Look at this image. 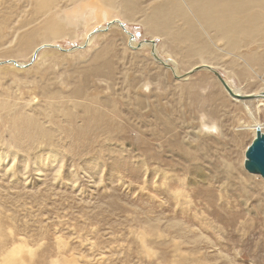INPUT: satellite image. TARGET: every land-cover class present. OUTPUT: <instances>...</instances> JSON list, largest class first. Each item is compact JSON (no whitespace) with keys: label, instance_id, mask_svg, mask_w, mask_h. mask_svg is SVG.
Returning a JSON list of instances; mask_svg holds the SVG:
<instances>
[{"label":"rangeland","instance_id":"1","mask_svg":"<svg viewBox=\"0 0 264 264\" xmlns=\"http://www.w3.org/2000/svg\"><path fill=\"white\" fill-rule=\"evenodd\" d=\"M35 1L0 0V262L264 264V174L246 161L264 102L236 101L211 70L191 72L203 62L199 44L150 32L163 0L117 2L111 16L132 39L59 0L63 35L34 58L48 18ZM202 39L205 60L232 86L264 88L261 40L234 51L214 31ZM103 60L111 79L92 77ZM22 117L45 133L27 135Z\"/></svg>","mask_w":264,"mask_h":264},{"label":"bare ground","instance_id":"2","mask_svg":"<svg viewBox=\"0 0 264 264\" xmlns=\"http://www.w3.org/2000/svg\"><path fill=\"white\" fill-rule=\"evenodd\" d=\"M71 1L75 4V10L78 13V16L81 17V20L88 14H91L95 19H98L100 17L104 19H108L110 22H114L113 25L116 24L120 26L119 21L123 22L118 17L111 16V12L113 10H116V7L118 6L117 2L119 0H71ZM58 3L59 0L35 1V9L37 14L43 17L44 16L48 17L46 19V23L44 27L41 29V34H40L43 41L46 43L45 45H42L39 48L43 49L45 46L48 47L53 46L52 42H54L56 38L63 35V26L53 16V12L55 9H57ZM178 18L184 21L183 23L184 27L175 26L176 19ZM65 20L68 24H72L74 26L81 24L77 16L70 15L69 13L66 14ZM150 22L152 23V28L150 29L151 33H154V31L157 30L161 32H167L171 34L170 41L172 43L175 42V43L184 44L186 42H191V43L194 42L196 44H199L200 48L198 50L201 51V53L199 54L201 55L203 61L200 65H206L213 68L214 65L208 63L204 58V55L210 53L208 51H204L208 47V44L205 42L204 39H202L203 34L208 35V30L214 31V36L222 41H225L226 45L230 50H234V51L239 50L242 46L250 45L252 43H255V41L257 40H261L262 42L261 44H259V46H261L262 44L264 45V0H171L169 2H167V0H163L162 2L159 3V5L155 7L154 13L150 17ZM125 32H127L131 36V39L134 38L135 35L132 32H130L129 30L128 31L125 30ZM91 34L92 31L88 30L83 35L84 40L90 39ZM31 39L32 38L30 37L29 40ZM136 44L137 42L135 40L134 42H132L131 45L133 47ZM143 45L150 47L152 57L155 59V61L157 62L160 61L159 63L167 65L163 61H161V58L159 57L160 53L158 54L159 48L156 46V44H154L153 40H149L148 42H145ZM39 48L36 49L35 53L37 51L39 52ZM106 53H108V51ZM101 56L102 55L99 56V59L101 58ZM251 60H253V62L255 63L258 62L260 59L251 58ZM19 65L23 66L22 64ZM110 66L111 64L109 65L106 60H103L101 64L98 62V64L95 66L93 73H91L92 77L99 78L100 76H102L110 79L113 78L114 66L113 64L112 67ZM197 66L199 65L194 66V68H192L191 71H193ZM169 69L173 71L175 76L179 75V70L177 66L175 65L169 66ZM89 78L90 77L87 76L85 80L87 81ZM131 82H134L132 84L133 86H136L138 84V81L134 79ZM227 82L229 83L228 80ZM229 85L233 90V92L236 93V95H241L244 97L254 96L255 99L259 101V103L264 102V88L254 92L247 93L241 89L235 88L230 83ZM84 87L85 86L82 85L81 87L77 88L73 93H76L77 95H81ZM142 93L143 92L139 93V96L141 95L143 96ZM232 98L235 99L236 101H239L238 98H235L233 96ZM106 103L109 104L110 102L106 101ZM137 105L139 106V109L143 108L144 100L142 99V97H139L137 99ZM249 111L252 113L250 108ZM29 117H27L26 119L22 117L23 119L21 122H23L26 125L24 130L25 133H27V135H29L30 137H36L38 134L44 132L45 129L42 128L43 126L38 123L36 125L35 122L32 120V118L29 119ZM21 125L23 124L21 123ZM255 136H256V140L252 145L250 144L251 146L246 155V161L248 162L250 160L253 164L257 165V167L264 174V170L261 168V165H259V163L257 162H254L249 157V153L252 147L259 139H261L264 136V132L257 134L255 133ZM3 242L4 241H0V250L4 246ZM20 251H21L20 246H14L11 249H9L6 253L8 255L17 254ZM0 264H3V262L1 261Z\"/></svg>","mask_w":264,"mask_h":264},{"label":"water","instance_id":"3","mask_svg":"<svg viewBox=\"0 0 264 264\" xmlns=\"http://www.w3.org/2000/svg\"><path fill=\"white\" fill-rule=\"evenodd\" d=\"M115 23H116V21H115ZM113 24H114V22H110V25H113ZM119 24H120V26L123 29L128 31L126 26H125V23L119 21ZM40 49L41 48H39V50ZM37 52L35 53L34 58L37 56ZM10 62H13V63H15V65L20 66L19 63L14 61V60H11ZM201 69H209V70H211L217 76V78L220 80V82L223 84V86L229 92V94L231 96H233L235 98H238V99H245V98H248V97H254V96H246V97H244V96H241V95H236V93H234L233 90L231 89V87H230L229 83L227 82V80L221 75V73L219 71H217L213 67L206 66V65H199L193 71H198V70H201ZM193 71H191V72H193ZM249 157L254 162L259 163V165H261V168L264 170V136L261 139H259L255 143V145L252 147V149H251V151L249 153Z\"/></svg>","mask_w":264,"mask_h":264}]
</instances>
